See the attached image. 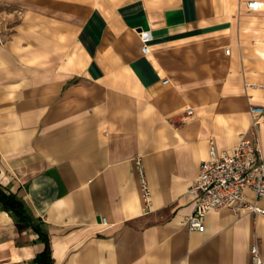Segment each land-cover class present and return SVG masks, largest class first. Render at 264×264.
I'll return each instance as SVG.
<instances>
[{
    "label": "crops",
    "instance_id": "0c3cea01",
    "mask_svg": "<svg viewBox=\"0 0 264 264\" xmlns=\"http://www.w3.org/2000/svg\"><path fill=\"white\" fill-rule=\"evenodd\" d=\"M249 104L264 108V0H0V187L44 222L53 264H253V244L264 264V214L181 223L212 145L244 133L264 152ZM44 247L0 207V264Z\"/></svg>",
    "mask_w": 264,
    "mask_h": 264
},
{
    "label": "built area",
    "instance_id": "2783aa9c",
    "mask_svg": "<svg viewBox=\"0 0 264 264\" xmlns=\"http://www.w3.org/2000/svg\"><path fill=\"white\" fill-rule=\"evenodd\" d=\"M245 3L252 10L259 6V0H245ZM138 34L141 51L146 53L149 49L148 42L151 40L150 32L140 30ZM225 52L228 53L229 49ZM167 81L165 78L162 83ZM248 108L251 126L257 128L264 108L256 104H249ZM186 112L191 114L192 109L187 108ZM138 164L144 212H149L152 206L151 189L141 163ZM245 189L254 193V202L248 201L244 194ZM187 194L192 198L194 207L191 213L182 218L181 223L189 230L203 231L205 217L212 211L229 209L264 214V208L258 204L264 197V152L259 139H250L242 133L230 150L217 152L212 145L209 158L200 163L197 176L188 187ZM250 251L252 263L262 264L257 244H253Z\"/></svg>",
    "mask_w": 264,
    "mask_h": 264
},
{
    "label": "trees",
    "instance_id": "16d2710c",
    "mask_svg": "<svg viewBox=\"0 0 264 264\" xmlns=\"http://www.w3.org/2000/svg\"><path fill=\"white\" fill-rule=\"evenodd\" d=\"M0 207L9 212L19 228H31L38 234V238L44 242V250L35 256L34 261L37 264H53L44 222L32 215L25 202L19 196L12 192H5L1 187Z\"/></svg>",
    "mask_w": 264,
    "mask_h": 264
}]
</instances>
